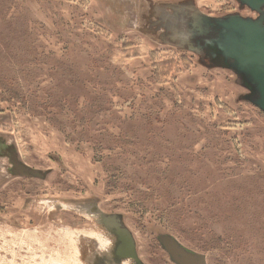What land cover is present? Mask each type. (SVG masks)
Listing matches in <instances>:
<instances>
[{"label": "rangeland", "instance_id": "obj_1", "mask_svg": "<svg viewBox=\"0 0 264 264\" xmlns=\"http://www.w3.org/2000/svg\"><path fill=\"white\" fill-rule=\"evenodd\" d=\"M184 7L257 15L0 0V264H89L113 248L110 215L145 264H173L160 235L206 264H264V114L233 72L170 42Z\"/></svg>", "mask_w": 264, "mask_h": 264}, {"label": "water", "instance_id": "obj_2", "mask_svg": "<svg viewBox=\"0 0 264 264\" xmlns=\"http://www.w3.org/2000/svg\"><path fill=\"white\" fill-rule=\"evenodd\" d=\"M235 1L240 8L245 7L256 13V17H243L236 13L218 18H199L186 10L173 17L172 24L175 25L176 18V30L187 34L182 44L187 50L197 54L201 51L212 58H220L222 62L219 66L235 74L249 92L246 98L264 114V0ZM172 31L176 33L174 29ZM177 38L181 41V38ZM201 63L212 68V65L207 64L209 62ZM252 94L255 96L250 98ZM116 217L110 215L101 218L110 232L123 239L124 243L117 245V253L136 264H142L136 255L131 234L123 223L110 228L109 223H114ZM157 241L175 264H205L202 255L183 247L172 236L160 235Z\"/></svg>", "mask_w": 264, "mask_h": 264}, {"label": "flooded vegetation", "instance_id": "obj_3", "mask_svg": "<svg viewBox=\"0 0 264 264\" xmlns=\"http://www.w3.org/2000/svg\"><path fill=\"white\" fill-rule=\"evenodd\" d=\"M174 21H175V25H177V21H176V18H174ZM173 32V31H172ZM185 34V33H184ZM181 38V43L183 44L186 40H184V38L187 37V34L183 35V34H180V33H174L173 32V36L170 40V42L172 43H175L178 40V38ZM189 39V38H188ZM178 43V42H177ZM193 43V42H192ZM195 44H197L196 42H194ZM196 53V52H195ZM196 55L198 56V58L200 59V61H205L207 64L209 65H212V68H215V67H218V68H221L219 65L221 64V59L218 58V57H214L212 58L211 56L205 54V53H202L201 51L198 52V54L196 53ZM224 69V68H223ZM248 95H249V92H248ZM253 96H255V94H252L250 96V98H252ZM117 216V215H116ZM115 222L113 223L110 222L109 223V226L110 228L112 229V227H115L117 226L116 224H120L123 223L122 222V217L121 216H117L115 218ZM124 225V224H123ZM114 231H117V229H113ZM130 232V231H129ZM112 233V232H111ZM131 234V237L133 239V244H134V248H135V252H136V255L137 257L139 258V260L141 261L142 264H145V262H143V260L140 259L139 257V254L137 252V247H136V241H135V238L133 237V234L130 232ZM113 235V241H114V244H113V248L111 249V251L109 252H106L105 255L104 254H101L99 256H96L93 261H91V263L89 264H136V262H134L133 260L131 259H125L124 257H122L119 253H117V245H119L120 243L123 242V239L121 240L118 235L116 233H112ZM124 243V242H123ZM162 248V247H161ZM163 249V248H162ZM164 251V250H163ZM165 252V251H164ZM165 254L168 256V259L170 260L169 258V255L165 252ZM171 261V260H170ZM205 261V259H204ZM172 262V261H171ZM206 262V261H205ZM173 264H175L174 262H172ZM206 264V263H205Z\"/></svg>", "mask_w": 264, "mask_h": 264}, {"label": "crops", "instance_id": "obj_4", "mask_svg": "<svg viewBox=\"0 0 264 264\" xmlns=\"http://www.w3.org/2000/svg\"><path fill=\"white\" fill-rule=\"evenodd\" d=\"M180 9H181V10H184V9L189 10L187 7H186V8H185V7H184V8H180Z\"/></svg>", "mask_w": 264, "mask_h": 264}]
</instances>
